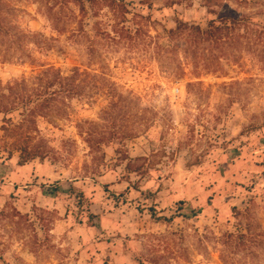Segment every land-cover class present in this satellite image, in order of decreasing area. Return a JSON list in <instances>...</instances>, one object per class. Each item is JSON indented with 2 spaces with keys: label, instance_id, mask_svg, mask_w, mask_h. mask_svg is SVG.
<instances>
[{
  "label": "rangeland",
  "instance_id": "374dc122",
  "mask_svg": "<svg viewBox=\"0 0 264 264\" xmlns=\"http://www.w3.org/2000/svg\"><path fill=\"white\" fill-rule=\"evenodd\" d=\"M0 264H264V0H0Z\"/></svg>",
  "mask_w": 264,
  "mask_h": 264
},
{
  "label": "trees",
  "instance_id": "16d2710c",
  "mask_svg": "<svg viewBox=\"0 0 264 264\" xmlns=\"http://www.w3.org/2000/svg\"><path fill=\"white\" fill-rule=\"evenodd\" d=\"M83 0H81L82 2ZM87 2H93L94 0H84ZM220 22L225 25V28H228L226 21H230L232 25H235L237 23L238 18L235 16H232L231 14H225L220 16ZM190 29H196L198 37H203L204 35L206 38L212 39H219L221 35L223 34L222 26L216 25L213 21L210 22L208 29L205 31H202L200 28H196L194 26H191ZM203 35V36H202ZM79 76H85L84 73H79L78 69H74L72 72V75L70 76H62L61 73H59L56 76L55 81L59 85V89L53 90L52 92H49V89H44L43 86L40 85V90H37L38 93L31 94L29 99L30 101L28 103L33 102V97L36 96L39 99V102L37 103L38 109L47 108L50 106L51 102L57 97V96H82L84 95V87L80 86L78 81ZM39 80H43V78H39ZM33 111L30 109V113ZM16 129L21 130L22 127L20 125H17ZM16 131V130H15ZM18 139V146L17 150L19 151V158L21 163H26L30 160L36 159V158H44V155L40 149V145L36 142H34V136L31 134L27 135H20L17 137Z\"/></svg>",
  "mask_w": 264,
  "mask_h": 264
}]
</instances>
